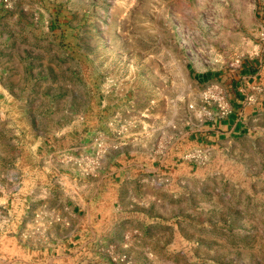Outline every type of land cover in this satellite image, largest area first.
<instances>
[{
  "label": "rangeland",
  "instance_id": "374dc122",
  "mask_svg": "<svg viewBox=\"0 0 264 264\" xmlns=\"http://www.w3.org/2000/svg\"><path fill=\"white\" fill-rule=\"evenodd\" d=\"M263 55L264 0H0V264H264Z\"/></svg>",
  "mask_w": 264,
  "mask_h": 264
},
{
  "label": "crops",
  "instance_id": "0c3cea01",
  "mask_svg": "<svg viewBox=\"0 0 264 264\" xmlns=\"http://www.w3.org/2000/svg\"><path fill=\"white\" fill-rule=\"evenodd\" d=\"M260 67L262 68L263 75L261 81H264V55L259 59ZM9 75L16 77L17 70L12 66L7 68ZM246 109L251 112H255L258 110H264V88L259 89V92L256 93L251 99H249L246 103ZM250 127V122H239L238 120L230 119L227 122H217L216 124H208L204 126L205 129L209 131H215L216 137L220 135L226 136H234L239 135L245 132ZM217 130V131H216Z\"/></svg>",
  "mask_w": 264,
  "mask_h": 264
},
{
  "label": "built area",
  "instance_id": "2783aa9c",
  "mask_svg": "<svg viewBox=\"0 0 264 264\" xmlns=\"http://www.w3.org/2000/svg\"><path fill=\"white\" fill-rule=\"evenodd\" d=\"M223 109H225V107H222Z\"/></svg>",
  "mask_w": 264,
  "mask_h": 264
}]
</instances>
